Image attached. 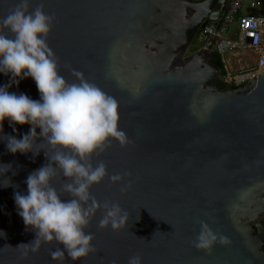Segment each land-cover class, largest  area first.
Wrapping results in <instances>:
<instances>
[{"label":"water","instance_id":"1","mask_svg":"<svg viewBox=\"0 0 264 264\" xmlns=\"http://www.w3.org/2000/svg\"><path fill=\"white\" fill-rule=\"evenodd\" d=\"M229 2L30 0L29 10L43 4L54 17L47 42L59 72L73 82V70L79 71L117 99L118 126L128 142L113 138L92 158L103 160L108 172L90 189L101 205L85 229L94 234L95 249L77 261L67 255L55 260L50 252L61 247L56 241L31 250L35 231L14 199L17 191L27 193V176L53 150L38 138V155L11 153L6 135L22 138L31 126L17 124L14 130L5 119L0 264H128L137 254L143 264H264V70L249 82L223 87L225 74L212 59L216 38L198 34L222 22ZM18 3L0 0V17ZM10 81L0 73V85ZM9 91L40 98L31 77L12 83ZM113 173L123 179L113 183ZM64 182L58 170L52 183L60 189ZM105 201L127 211L119 230L99 227ZM202 223L217 234L210 251L193 245Z\"/></svg>","mask_w":264,"mask_h":264},{"label":"clouds","instance_id":"2","mask_svg":"<svg viewBox=\"0 0 264 264\" xmlns=\"http://www.w3.org/2000/svg\"><path fill=\"white\" fill-rule=\"evenodd\" d=\"M29 5L30 0H19L14 9L0 17V73L11 77L10 83L0 85V133L5 119L14 130L17 124H29L30 130L22 138L6 135L7 150L38 155L40 151L34 150L38 138L53 150L51 156L45 151L48 162L27 176V193L17 191L14 199L25 225L35 231L33 252L42 243L56 241L61 247L50 252L53 259L63 260L67 255L77 261L95 249L94 234L85 229L101 205L90 189L108 176L106 163H93V155L104 151L113 138L125 145L128 137L118 126L119 103L115 97L79 71L73 70L78 77L73 82L59 72L58 58L47 42L54 17L43 4L34 10H29ZM26 77L35 80L39 99L9 91L12 83L18 85ZM58 170L65 178L60 189L52 183ZM109 179L119 182L123 174L113 173ZM128 187L130 183L122 185L121 191ZM64 193L70 199H62ZM102 207L105 211L100 228L110 225L119 230L125 225L127 211L118 202L105 201ZM216 240L217 234L202 223L193 245L210 251ZM220 240L227 242V237ZM128 264H143V258L131 256Z\"/></svg>","mask_w":264,"mask_h":264},{"label":"built area","instance_id":"3","mask_svg":"<svg viewBox=\"0 0 264 264\" xmlns=\"http://www.w3.org/2000/svg\"><path fill=\"white\" fill-rule=\"evenodd\" d=\"M256 3L257 1L251 2L252 5ZM241 4L242 0H231L223 15L222 22L218 26L210 23L198 32L200 35L208 34L216 38L215 47L221 53L226 48L237 47L239 45L254 48L260 53V61L255 70L240 73L227 72L224 81L228 85L249 82L264 69V12L262 14H242L240 11ZM234 21H237L240 33L239 40L237 41L229 40L225 37L226 31Z\"/></svg>","mask_w":264,"mask_h":264},{"label":"crops","instance_id":"4","mask_svg":"<svg viewBox=\"0 0 264 264\" xmlns=\"http://www.w3.org/2000/svg\"><path fill=\"white\" fill-rule=\"evenodd\" d=\"M252 1H257V3L252 5ZM240 11L242 14H262L264 12V0H242ZM225 37L229 40H239L240 33L237 21H234L229 26L225 33ZM221 54L227 72L231 73L255 70L260 61V53L254 48L244 45L226 48Z\"/></svg>","mask_w":264,"mask_h":264},{"label":"trees","instance_id":"5","mask_svg":"<svg viewBox=\"0 0 264 264\" xmlns=\"http://www.w3.org/2000/svg\"><path fill=\"white\" fill-rule=\"evenodd\" d=\"M212 59L221 68L222 73L223 74H226L227 73V70H226V67H225V64H224V61H223L222 54L220 53V51L217 48H215L213 50V52H212ZM220 84L223 87L224 86H233V87L239 86V85H235V84L228 85L224 81L223 82H220Z\"/></svg>","mask_w":264,"mask_h":264},{"label":"flooded vegetation","instance_id":"6","mask_svg":"<svg viewBox=\"0 0 264 264\" xmlns=\"http://www.w3.org/2000/svg\"><path fill=\"white\" fill-rule=\"evenodd\" d=\"M229 1H231V0H229ZM230 3V2H229ZM229 3H228V5H229Z\"/></svg>","mask_w":264,"mask_h":264},{"label":"bare ground","instance_id":"7","mask_svg":"<svg viewBox=\"0 0 264 264\" xmlns=\"http://www.w3.org/2000/svg\"><path fill=\"white\" fill-rule=\"evenodd\" d=\"M231 55V54H230Z\"/></svg>","mask_w":264,"mask_h":264}]
</instances>
